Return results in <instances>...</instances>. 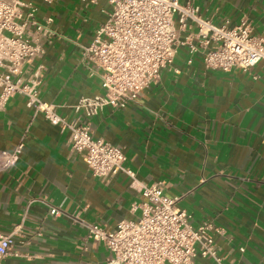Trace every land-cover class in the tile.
Wrapping results in <instances>:
<instances>
[{"label": "crops", "instance_id": "0c3cea01", "mask_svg": "<svg viewBox=\"0 0 264 264\" xmlns=\"http://www.w3.org/2000/svg\"><path fill=\"white\" fill-rule=\"evenodd\" d=\"M39 22L51 17L40 57L22 66L39 74V94L67 121L87 122L94 138L121 147L124 166L94 177L69 144V132L27 107L22 95L0 109V151L22 143L14 166L0 171V233L19 225L5 264H104L108 252L86 237V223L111 230L136 219L142 185L162 182L163 193L197 227L210 222L221 264H264V60L244 71L207 69L200 54L178 49L172 67L124 108L102 107L86 118L73 105L103 94L98 73L83 59L105 0H23ZM190 1L214 24L250 21L264 39V0ZM188 60H190L188 62ZM58 210L56 215L50 209ZM242 249V250H241ZM193 264H217L195 257Z\"/></svg>", "mask_w": 264, "mask_h": 264}, {"label": "built area", "instance_id": "2783aa9c", "mask_svg": "<svg viewBox=\"0 0 264 264\" xmlns=\"http://www.w3.org/2000/svg\"><path fill=\"white\" fill-rule=\"evenodd\" d=\"M99 1L80 0L85 6ZM105 2L109 7L106 18L82 51L83 59L98 73L103 94L81 96L72 106L86 118L104 106L124 108L159 81L164 71L178 72L172 63L181 47L191 56L200 54L205 68L224 72L233 68L246 71L264 60V39L252 34L245 16L229 26L228 21L214 24L204 18L190 1ZM51 22V17L39 22L30 3L0 0V109L9 97L22 95L34 113L69 132L71 148L94 177L105 180L121 171L133 180V172L124 166L121 147L94 138L87 122L67 121L55 111V105L44 102L37 72L24 79L22 66L42 54L41 40L51 35ZM21 147L19 143L11 151H0V171L15 165ZM162 186L160 181L141 186L142 201L130 208L138 209L136 219H122L111 230L85 224L87 239L101 243L108 252L104 264H193L197 256L221 264L213 237L221 230L210 222L193 227L191 216L177 206V198L164 195ZM57 213L56 208L50 209V214ZM18 227L0 233V264L10 254Z\"/></svg>", "mask_w": 264, "mask_h": 264}]
</instances>
